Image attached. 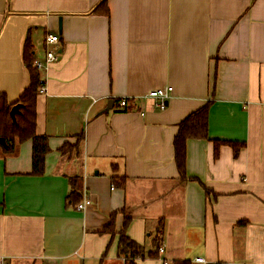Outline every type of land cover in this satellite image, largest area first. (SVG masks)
<instances>
[{
	"label": "crops",
	"instance_id": "crops-1",
	"mask_svg": "<svg viewBox=\"0 0 264 264\" xmlns=\"http://www.w3.org/2000/svg\"><path fill=\"white\" fill-rule=\"evenodd\" d=\"M47 35L60 52L40 73L36 133L50 152L33 176L31 141L0 147V264H127L123 232L145 251L135 264H264V0H0L8 104L29 86L26 45L41 58ZM167 86L164 111L144 99ZM208 102L209 139L187 142L182 180L174 139Z\"/></svg>",
	"mask_w": 264,
	"mask_h": 264
},
{
	"label": "trees",
	"instance_id": "trees-1",
	"mask_svg": "<svg viewBox=\"0 0 264 264\" xmlns=\"http://www.w3.org/2000/svg\"><path fill=\"white\" fill-rule=\"evenodd\" d=\"M95 13L109 16L107 4L103 2L95 10ZM25 60L29 70L30 82L28 88L24 91L19 101L14 104H8L6 99L0 95V139L3 138L6 146L0 147L4 153H14L17 145L27 141L32 142V173L33 176H42L45 169V159L50 152L49 138L36 133V100L40 81V72L32 67V46L26 45ZM16 104H21L20 112L16 115L15 121L10 116V111ZM212 103L208 102L203 108L192 113L179 125L178 133L174 139L175 162L182 180H186V159L187 142L189 140H208L209 139V110ZM83 134L77 137V144L71 146L65 144L60 151L64 154L66 151L78 148L83 142ZM234 150L235 156L239 154L243 144L225 142ZM72 182V191L66 198V203L76 207L81 202L79 193L81 186L78 181ZM131 219L127 217L124 222V229L129 225ZM109 234H114V218L105 227ZM119 255L125 258L127 264H135L138 259H143L146 254L142 246L132 241L125 232L120 234L118 244ZM153 256V254H149ZM174 264H191L190 262H175Z\"/></svg>",
	"mask_w": 264,
	"mask_h": 264
},
{
	"label": "built area",
	"instance_id": "built-area-1",
	"mask_svg": "<svg viewBox=\"0 0 264 264\" xmlns=\"http://www.w3.org/2000/svg\"><path fill=\"white\" fill-rule=\"evenodd\" d=\"M59 43L60 39L58 35H47L45 37V52L44 56L41 58H33L32 67L38 72H46L50 66H52L59 59ZM46 93L45 81L40 77L38 94L43 95ZM173 87L167 86L165 88H160L153 90L145 96L144 99H149L154 101V107L158 110L164 111L167 107L168 101L172 98ZM135 98H121L118 100L117 104L121 109H126L130 106L131 103H135ZM144 115V114H143ZM91 205V200L88 197H85L76 207V211L82 212ZM157 251L160 254L164 253V246L159 245ZM204 260L197 258L196 262L202 263ZM163 264H169L167 261H164Z\"/></svg>",
	"mask_w": 264,
	"mask_h": 264
},
{
	"label": "water",
	"instance_id": "water-1",
	"mask_svg": "<svg viewBox=\"0 0 264 264\" xmlns=\"http://www.w3.org/2000/svg\"><path fill=\"white\" fill-rule=\"evenodd\" d=\"M59 31L61 32V20H60V24H59ZM21 106H22L21 104H16L15 106L12 107V109L10 111V116H11L13 121H15L16 115L20 112ZM111 108H112V106L110 105L108 107V109H111ZM0 144L4 147L6 146V142L3 138L0 139Z\"/></svg>",
	"mask_w": 264,
	"mask_h": 264
},
{
	"label": "bare ground",
	"instance_id": "bare-ground-1",
	"mask_svg": "<svg viewBox=\"0 0 264 264\" xmlns=\"http://www.w3.org/2000/svg\"><path fill=\"white\" fill-rule=\"evenodd\" d=\"M113 103V102H112Z\"/></svg>",
	"mask_w": 264,
	"mask_h": 264
}]
</instances>
